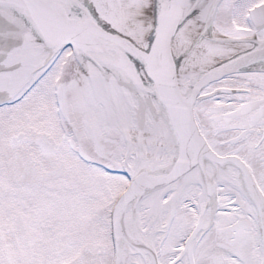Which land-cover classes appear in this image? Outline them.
Returning a JSON list of instances; mask_svg holds the SVG:
<instances>
[{
  "label": "snow or ice",
  "instance_id": "1",
  "mask_svg": "<svg viewBox=\"0 0 264 264\" xmlns=\"http://www.w3.org/2000/svg\"><path fill=\"white\" fill-rule=\"evenodd\" d=\"M0 264H264V0H0Z\"/></svg>",
  "mask_w": 264,
  "mask_h": 264
}]
</instances>
